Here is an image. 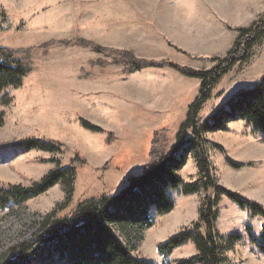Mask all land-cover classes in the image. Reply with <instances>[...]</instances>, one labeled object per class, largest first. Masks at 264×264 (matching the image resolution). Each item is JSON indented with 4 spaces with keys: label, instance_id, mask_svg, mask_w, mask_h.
Listing matches in <instances>:
<instances>
[{
    "label": "rangeland",
    "instance_id": "1",
    "mask_svg": "<svg viewBox=\"0 0 264 264\" xmlns=\"http://www.w3.org/2000/svg\"><path fill=\"white\" fill-rule=\"evenodd\" d=\"M264 21V0H0V48L34 49L32 73L20 88L8 90L12 102L0 106V182L28 187L79 156L86 164L77 173L74 190L61 184L24 205L0 212V254L30 241L45 217H70L86 201L121 195L129 177L149 163L154 134L164 132L168 149L199 96L201 81L172 69L128 73L124 66L102 69L110 56L63 41H86L132 51L140 59L171 61L198 72L214 70L228 58L240 30ZM55 42L46 51L41 47ZM247 62L237 63L216 84L199 114L202 125H213L242 93L264 78V38L257 41ZM204 133L212 181L264 209V134L253 133L240 119H225ZM82 120L102 132L85 129ZM191 133L187 134V138ZM53 141L59 153L28 150L27 139ZM182 162L177 175L186 184L201 180L199 150L188 142L175 155ZM231 163L239 165L234 168ZM136 193L142 197V192ZM174 210L158 216L148 208L154 226L133 223L111 227L132 254L153 264H176L198 255L193 242L165 257L160 246L184 231H192L209 200L216 201L215 231L225 250L223 264H264L260 246L264 218L240 208L215 190L185 196L168 189ZM69 202L67 203V200ZM126 207L136 202L126 196ZM121 220L125 213L111 209ZM203 235V230L196 231ZM57 242L30 256V264H66ZM14 259V258H13Z\"/></svg>",
    "mask_w": 264,
    "mask_h": 264
},
{
    "label": "trees",
    "instance_id": "2",
    "mask_svg": "<svg viewBox=\"0 0 264 264\" xmlns=\"http://www.w3.org/2000/svg\"><path fill=\"white\" fill-rule=\"evenodd\" d=\"M239 39L228 58L221 61L212 71L198 72L186 67L179 66L171 61H152L137 58L132 51L118 50L95 45L86 41H63L60 46H79L89 49L102 56H110L111 63L103 60L96 62L102 69L109 65L124 66L128 73L142 72L148 69H172L184 77L201 81L199 96L190 106L186 121L176 136V144L168 149V141L164 132H156L152 141L149 156V163L139 175L129 177L128 186L118 196L101 197L81 203L77 210L66 218H57L54 211L47 215L40 225L39 232L33 239L27 241L6 253L0 254V264H30V256L37 249L57 242L61 259L66 264H153L135 257L114 235L111 227L121 223H133L139 228V223H144L145 229L154 226V222L148 218V208H155L157 215L162 217L174 210V204L166 196L168 189L177 191L181 189L185 196L198 193L204 190L210 194L215 190L217 196H226L231 202L240 208H248L255 215L264 218V209L254 202L245 200L241 196L232 193L221 187H215L212 181L210 164L206 156L204 133L213 132L219 128L222 120L240 119L247 122L253 133L264 134V78L254 88L242 93L237 102L231 106V113H223V117L215 119L213 125H202L199 122V114L203 106L208 102L211 94L220 79L232 69L237 63L247 62L248 54L255 43L264 38V21L256 23L250 29L240 30ZM55 42L42 46L47 50ZM34 49L12 50L0 48V106H6L12 102L8 90H16L23 84L34 69ZM3 114L0 113V123L3 122ZM85 129L92 132H102L98 127L90 125L82 120ZM191 137L187 138V134ZM202 154V160L198 163L201 180L197 183L186 184L177 175L182 167V162L175 158L176 153L187 143ZM22 145L28 150H40L52 154L61 152L63 146L53 141L41 139H27ZM84 159L76 156L70 164L49 172L38 182L28 187L22 185L3 184L0 182V212L13 205H24L27 202L40 197L57 184H61L70 194L74 190L75 181L79 168L86 164ZM234 168L240 167L231 163ZM142 192V197L136 193ZM128 196L132 202H136L135 208L126 207ZM216 201L208 198L209 203L204 212L201 213L199 222L192 231H184L171 238L160 246L162 255L168 257L172 252L193 242L197 248L198 255L187 260H181L176 264H223L225 250L218 244V235L215 231L216 222ZM69 199L67 200V203ZM117 208L119 212L125 213L121 220L117 215L111 213V209ZM203 230V235H197L196 231ZM260 246L264 251V229L260 239ZM14 258V259H13ZM167 264V263H165Z\"/></svg>",
    "mask_w": 264,
    "mask_h": 264
}]
</instances>
